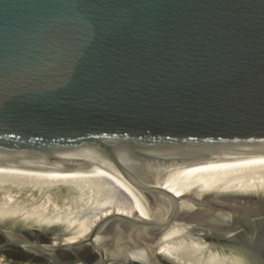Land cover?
Wrapping results in <instances>:
<instances>
[{
  "label": "water",
  "instance_id": "1",
  "mask_svg": "<svg viewBox=\"0 0 264 264\" xmlns=\"http://www.w3.org/2000/svg\"><path fill=\"white\" fill-rule=\"evenodd\" d=\"M258 144L264 0H0L1 162L72 169L100 160L181 212L180 197L141 178L142 166ZM253 203L232 234L202 236L264 264V197ZM96 230L75 243L40 234L38 256L75 264L53 256L65 250L87 264L84 252L107 264ZM22 242L0 246L31 255Z\"/></svg>",
  "mask_w": 264,
  "mask_h": 264
},
{
  "label": "bare ground",
  "instance_id": "2",
  "mask_svg": "<svg viewBox=\"0 0 264 264\" xmlns=\"http://www.w3.org/2000/svg\"><path fill=\"white\" fill-rule=\"evenodd\" d=\"M215 153L140 168L146 182L180 197L181 212L163 191L150 200L100 160L72 169L0 161V231L6 241H27L21 248L32 254L22 253L34 259L42 251L27 232L44 230L75 243L97 227L92 243L103 250L107 264H160L159 256L177 264H251L233 246L207 242L202 234L228 236L234 222L251 219L257 208L251 196L264 195V144ZM184 215L204 241L181 226Z\"/></svg>",
  "mask_w": 264,
  "mask_h": 264
},
{
  "label": "rangeland",
  "instance_id": "3",
  "mask_svg": "<svg viewBox=\"0 0 264 264\" xmlns=\"http://www.w3.org/2000/svg\"><path fill=\"white\" fill-rule=\"evenodd\" d=\"M259 195H252L251 198H258ZM262 197H264V195H262ZM239 201H243V200H239ZM183 218H181V226L183 228H188L187 231L189 233V236H193V237H196L198 238L200 241H204V239L202 238L201 235H199V233H196L194 232V225L193 224H190L188 223L187 221H185V215L182 216ZM45 232L48 233V231H44V230H40L39 232H36L35 234L33 233H28L30 238H32L33 240H40L41 242L43 243H46L47 241H45V237L40 235V234H43ZM46 235H50V234H46ZM58 234H54V235H50V238H51V241L53 243V240L55 241H59V240H63V238H58L57 237ZM200 236V237H199ZM37 237V238H36ZM57 237V238H56ZM0 242H3V241H6V238L4 237V235L2 234V232L0 231ZM205 240L207 242H215L213 239H209V238H205ZM88 247L92 248L93 245L91 244H87ZM11 248V249H10ZM83 248H79V249H76V252L77 253H80V250L83 252L82 250ZM3 251V252H2ZM59 253V256H61L62 258L61 259H64V260H69L72 262H75V264H78V262H80V260H76L75 257L72 256V254H70L68 251H65V250H62V251H59L57 252ZM70 254V255H69ZM82 255L88 259V263L89 264H93L95 262V259L94 257H91V255L89 254H86V253H82ZM94 256V255H93ZM41 256L37 257L36 259L34 258H28L27 256L23 255V253L17 249H14L12 247H8L6 249H0V260L2 262V264H53V263H49L47 260L45 259H41L40 258ZM39 258V259H38ZM40 260V261H39ZM45 260V261H44ZM91 260V261H90ZM43 261V262H42ZM5 262V263H4ZM81 262H83L81 260ZM85 262V261H84ZM116 261L114 262H109L108 264H115ZM87 263V264H88ZM118 264H120V262L118 261L117 262ZM160 264H165V262L163 261V263H160Z\"/></svg>",
  "mask_w": 264,
  "mask_h": 264
}]
</instances>
